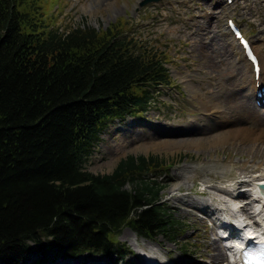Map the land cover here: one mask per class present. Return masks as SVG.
<instances>
[{
    "label": "trees",
    "instance_id": "16d2710c",
    "mask_svg": "<svg viewBox=\"0 0 264 264\" xmlns=\"http://www.w3.org/2000/svg\"><path fill=\"white\" fill-rule=\"evenodd\" d=\"M59 1L0 0V264L87 252L136 264L125 227L183 249L185 225L163 204L167 159L86 167L108 123L147 112L155 88L173 83L168 53L123 33L124 18L61 30Z\"/></svg>",
    "mask_w": 264,
    "mask_h": 264
},
{
    "label": "rangeland",
    "instance_id": "374dc122",
    "mask_svg": "<svg viewBox=\"0 0 264 264\" xmlns=\"http://www.w3.org/2000/svg\"><path fill=\"white\" fill-rule=\"evenodd\" d=\"M142 1L60 0L55 4L52 16L61 30L79 25L106 29L112 22L124 18L123 33L168 53L166 66L173 83L155 88L147 112L108 123L86 167L95 174H108L128 155H159L167 159L160 178L165 185L163 204L185 225L186 230L180 235L183 249L162 235L146 238L135 232L136 238L139 242L143 238L157 245V258L162 264H197L213 249L208 244L216 237L215 222L219 236L225 233L220 226L222 220L204 222L202 212L198 211V217L190 215L176 197L189 195L195 200L209 201L213 208L220 207L222 204L212 198L219 195L213 185L236 188L239 186L236 181L256 174L259 167L264 166V156L248 151L236 154L230 148L231 143L264 144V138L246 140L228 135L214 140L208 126H195L196 118L205 113L207 105L231 107L230 100L239 96L241 63L229 39L222 33L229 18L239 23L264 61V0H161L141 5ZM188 128L198 129L195 135L201 138L202 145H151L176 137L178 132ZM204 157L209 161H201ZM208 173H214L217 178L209 179ZM240 186L242 189L247 187ZM219 215L227 216L223 211ZM257 219L262 220L255 216L247 222L253 223ZM127 229L131 228L122 230L119 242L130 249L127 258L141 264L133 255L137 250L133 243L135 237L128 234ZM204 259V262L210 261ZM112 261L107 256L87 252L78 258H59L53 264H126V259ZM228 263L226 256L222 264Z\"/></svg>",
    "mask_w": 264,
    "mask_h": 264
},
{
    "label": "bare ground",
    "instance_id": "6f19581e",
    "mask_svg": "<svg viewBox=\"0 0 264 264\" xmlns=\"http://www.w3.org/2000/svg\"><path fill=\"white\" fill-rule=\"evenodd\" d=\"M209 12H212L208 10ZM206 16V15H205ZM222 33L229 39L230 44L233 46L236 58L241 63L242 76L239 77V96L231 101V107H219L214 104L207 105L205 113L196 118V125L208 126V131L212 132L210 136L214 140L222 139L228 135L239 136L246 140H255L258 138H264V101L259 98L257 92L262 86H264V61L258 54L256 46L252 45L255 53L259 57L260 77H255V71L253 64L246 57L244 48L240 44L239 40L233 35L229 26L222 28ZM244 88V91H241ZM257 100L261 101V106H258ZM229 103V102H227ZM195 128H188L182 130L176 134V137H170L161 141L152 142L154 145H164L176 147L185 143L202 145L201 138L196 137ZM205 130V129H204ZM207 130V129H206ZM209 140L210 138H206ZM147 144H145L146 146ZM230 148L234 149L236 154H242L241 152H252L256 156H264V144L249 143L246 145H239L231 143ZM207 160L205 157L201 158V161ZM209 161V160H207ZM260 171L256 174H252L247 178L236 181L239 184L238 187L230 189L219 185H213V188L219 193L213 195V199L220 202L222 206L212 207L211 203L207 200H195L189 195L177 196L176 200L180 201L184 206L183 208L187 213L192 216L198 217V211L203 213L202 220L205 222L208 219L218 221L222 220L220 225L230 231V234H239L238 238H233L229 245L221 244L224 240L222 236L216 231L217 224L213 226L215 231V240L209 242V247H212L206 256H202V260L197 264H222V261L228 256L230 258H236L238 256V245L240 240H244L245 230L248 227H259L264 229V166L259 167ZM209 179L217 178L214 173H208ZM240 185L247 186L242 189ZM204 194V193H202ZM238 200H242L243 203H236ZM233 201V202H232ZM177 207H180L178 205ZM182 207V206H181ZM226 213L229 218V222L226 216H220L219 214ZM255 216L260 217L254 220L253 223L246 222L249 219H253ZM128 234L134 236V245L137 247L136 256L141 264L155 263L162 264L157 258L159 256V250L157 245L153 244L146 239L137 241L135 232L131 229H127ZM225 230V231H226ZM239 240V241H238ZM161 247L166 248L161 245ZM205 258L210 261L204 262ZM159 260L160 263L157 262ZM183 264V263H180ZM228 264H239L238 261H229Z\"/></svg>",
    "mask_w": 264,
    "mask_h": 264
},
{
    "label": "water",
    "instance_id": "95a60500",
    "mask_svg": "<svg viewBox=\"0 0 264 264\" xmlns=\"http://www.w3.org/2000/svg\"><path fill=\"white\" fill-rule=\"evenodd\" d=\"M159 1H161V0H143V1L141 2V5H145V4H147V3H151V2H159Z\"/></svg>",
    "mask_w": 264,
    "mask_h": 264
}]
</instances>
